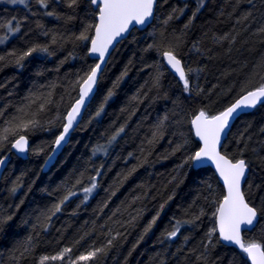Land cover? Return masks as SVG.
I'll return each mask as SVG.
<instances>
[{"label": "trees", "instance_id": "trees-1", "mask_svg": "<svg viewBox=\"0 0 264 264\" xmlns=\"http://www.w3.org/2000/svg\"><path fill=\"white\" fill-rule=\"evenodd\" d=\"M185 5L183 14L172 13L174 7ZM249 7L243 0L238 6L235 0H205V6L185 29L184 25L196 9V0H158L152 24L143 32L133 30L111 53L96 93L70 142L48 172L43 173V164L61 132L64 118L78 99L79 86L75 82L95 63L86 54L90 41L80 42L75 36L86 23L96 22L97 10L86 0L75 10L67 8L60 0H51L47 8H41L35 0H30L27 7L0 0V25L14 18V23L20 24V31L0 44V55L6 57L0 61V109L4 110L0 129L8 126L5 121L17 115L26 121L35 113L39 121V127L19 133L28 140L27 159L10 154L18 135L9 136L0 147V157L9 158L0 176V215L14 214L0 232V264H39L41 256H54L69 247L72 252L65 260L46 262L68 264L81 253L105 246L113 236L116 239L107 255L100 254L92 261L79 264H204L196 257L204 251L201 245L207 243L205 234L215 227L213 213L224 197V190L209 168L181 169L187 175L178 177L183 180L178 187V181L170 184L169 180L177 175L176 169L182 161L199 148L191 129L194 116L201 109L215 115L247 90L264 82L261 80L264 68L259 67L264 58V36L254 34L260 22L236 23ZM46 11H55L63 18L44 15ZM169 13L178 18L165 25L162 21ZM69 15L74 19L67 20ZM226 33L230 38L236 37L234 43L214 41V37ZM3 34L5 30L0 28V35ZM88 34L93 35V30ZM53 37L56 43L52 42ZM35 44L48 45L53 55L33 54L24 61L22 70L10 63L14 59L10 53L20 54ZM150 44L155 46L149 48ZM169 46H177L178 58L186 69H203L190 76L191 82L204 90L199 95L195 91L184 92L183 83L164 64L162 52ZM69 53L74 55L65 61ZM61 61L65 62L61 64ZM126 66L127 76L115 88L102 115L93 119L104 96ZM158 70L163 74L159 85L154 86ZM38 71L42 74L37 75ZM134 96L137 99L133 100ZM41 104H45L44 111L39 110ZM18 108H23L24 112L17 113ZM165 116L168 119L163 124V138L149 145L147 141L151 139L154 126ZM19 122L14 121V124ZM122 125H126L125 132L108 155L93 156L94 147L106 144ZM261 128H264V105L241 115L221 148L222 154L233 158H241L240 149H245L243 158L252 162V170L243 189L256 206L264 205V170L258 159L264 156ZM241 133L245 134L243 139ZM237 140L242 142L238 144ZM178 144L183 147L172 155ZM149 152L148 163L121 183L123 175ZM128 153L133 156L128 157ZM164 156L168 158L163 159ZM97 168L101 169L99 187L86 203H81L80 189L90 186V177L96 175ZM18 177L23 186L13 195L10 189ZM77 179L82 183L73 190L79 194L63 205L62 211L49 223L45 217ZM206 184H211V190ZM112 192L115 195H111ZM173 193V199L167 203L153 229L133 250L160 204ZM138 210H143V214L130 223ZM201 210L203 215H200ZM196 215L200 216L199 220L193 225H184L177 238L172 241L164 238L163 234L171 230L175 220H190ZM46 223L49 227L44 231ZM243 235L249 240L264 242V216L253 230ZM185 236L190 238L187 242ZM29 237L31 248L25 252ZM217 237L216 232L213 239ZM218 257L221 259L217 264H248L242 253L221 243L212 249L210 259Z\"/></svg>", "mask_w": 264, "mask_h": 264}, {"label": "snow or ice", "instance_id": "snow-or-ice-1", "mask_svg": "<svg viewBox=\"0 0 264 264\" xmlns=\"http://www.w3.org/2000/svg\"><path fill=\"white\" fill-rule=\"evenodd\" d=\"M61 3L65 4L67 8L75 10L82 3V0H60ZM90 4L94 6V9H98V12H95L96 21L95 23L88 22L83 26L82 31L75 36V39L80 42L90 41V46L87 47V55L95 56L97 62L90 67L84 77L78 79L75 83L79 86L80 95L79 98L75 101L71 110L67 113L65 117L66 123L62 126V131L59 135L56 136L54 141V147L52 152L55 153L65 144L69 143L70 131L75 130L79 126L78 117L81 114V109L85 105L86 98H89L96 90L98 84L100 83L103 72H104V63L106 62V57L111 54V49L114 47V41H117L118 37H123V35L130 30V26L134 25H146L154 17V9L157 4V0H89ZM167 2V0H165ZM242 0H235L236 6H238ZM250 7L237 19V24H244L251 21H259V26L255 30V35L264 36V0H243ZM7 3L12 5H24L27 7L30 3V0H7ZM35 3L38 4L41 8H47L51 3V0H35ZM205 6V0H196V9L192 12L191 17L188 20V23L184 25L185 29L189 27L192 23V19L195 18L197 13ZM187 5L180 8H173L172 13L179 12L184 13ZM235 11V8L233 9ZM172 13H169L166 19L162 22L166 25L169 21L177 19ZM44 15L49 17H55L56 19L63 18L55 11H46ZM15 19V18H14ZM9 21L6 25H0V28L5 30V34L0 35V44H3L9 39V36L14 35L20 31L19 22ZM74 19L73 16H67V20ZM38 27H42L38 25ZM94 30L93 35H89V31ZM45 35L48 33L45 32ZM180 38L177 37V40ZM236 37L229 34H224L220 37H214V41L223 42L228 41L229 44L235 42ZM53 43H56V38L53 37ZM155 45H149V48L154 47ZM178 46V45H177ZM177 46H169L166 50L162 52L164 60L167 62V65L175 71L178 75L179 80L183 83V90L186 93H191L195 91L199 95L204 90L198 85L191 82L190 76L193 72L199 73L203 69H193L187 68L182 64L180 58H178L179 53L176 51ZM199 51V48L196 45L193 46ZM33 54H44L47 56L53 55V52L50 50L48 45L35 44L29 47L26 51L16 54L15 52L10 53L9 55L14 57L10 61L18 70L24 68V61L31 57ZM73 53H69V57L65 58V61L73 57ZM5 56L0 55V61H4ZM65 61H61L63 64ZM256 67V66H254ZM260 68H264V58H262L261 63L259 64ZM128 67H125V70L113 82V87L110 88L107 94L104 96L103 102L99 105L97 111L95 112L93 119L100 117L105 110V104L109 101L111 97L115 94V88L119 87L120 81H122L128 74ZM41 72H37V75H41ZM162 71L158 70V75L154 78V86L159 85V79L162 75ZM261 80L264 81V76H261ZM242 91H244L242 89ZM133 100L137 99L136 96L132 98ZM34 102V101H33ZM48 103L51 101L48 100ZM264 105V82L260 83L259 86L255 87L252 90H247L243 95L235 100L230 106L226 107L224 110L218 112L215 115L210 114L208 109H201L197 115L191 120L193 129L195 130L196 137L202 142V146L194 152V154L188 155L182 163L177 167V175L172 176L169 183L178 181L176 186H179V183H182L183 180H178V177L181 175H187V173H182L180 170L187 167L193 171L201 169L206 166L208 161H211V164L215 166V170L218 173L219 177L223 180L224 186L226 188L227 194L224 195L222 201L219 203L216 211L213 213L216 219V226L210 229L205 234V239L207 243L201 245L204 251L197 255L196 259L198 261H203L204 264H217V261L221 258L210 259L211 251L215 248L218 243H225L237 247L242 253L246 254L248 259L251 260V264H264V242H258L255 239L249 240L246 236L242 235L246 232L251 231L260 221V218L264 216V205L256 206L251 203V200L247 198L248 193L242 188V185L248 182V173L252 170V162L243 158V152L245 149H240L241 158H233L228 154H222L218 150V146L221 145L222 140L226 137L227 133L230 131L233 121L239 119L241 115L247 114L250 110L256 109L258 106ZM45 104H41L39 107L40 111H44ZM24 112L23 108H18L17 113ZM134 114V113H133ZM4 115V110L0 109V116ZM27 115V113H25ZM33 118L29 120H24L22 116H14L11 119L5 121L7 127L0 129V147L3 143L8 141L9 136L18 135V138L12 143V148L15 149L18 153H26L29 151L28 140L25 135L19 134L22 130L32 129L39 127V121L35 119V113L32 114ZM168 117L165 116L157 125L154 126V129L151 133V139L147 141L149 145H154L158 143L160 139L163 138V124ZM19 120V123L14 121ZM126 125L120 126L115 132L109 137L106 144H98L93 149V156L104 155L107 156L109 149L112 145L117 142L118 137L125 132ZM261 132H264V128H261ZM241 138L245 137L244 133H241ZM251 139V137H247ZM242 140H237V143L240 144ZM183 147L182 144H178L173 150L172 155L180 151ZM247 147V144L245 145ZM255 152L256 150L253 149ZM141 152H144V148H141ZM39 155V152H36ZM151 155V152L147 153L142 160L139 161L138 165L133 166L128 172L123 175L120 180L121 183L127 180L133 173L137 171L138 167H143L148 163L147 156ZM132 153H128V157H132ZM167 156H164L163 159H167ZM259 165L262 170H264V156L258 157ZM6 163L5 158L0 157V166H3ZM103 165H101V168ZM96 175L90 177V186L82 187L80 191L83 193V199L81 203H86L90 196L93 194L94 190L99 187L98 177L101 175V169H95ZM82 175V173H81ZM119 175V174H118ZM82 181L77 179L75 184L69 188L63 197L56 202L51 210L50 215H47L45 219L50 223L52 218L59 212L62 211V206L65 205L72 197L77 196L79 193L74 191L76 185L81 184ZM206 183V182H205ZM23 184L21 178H17V182L14 183L13 187L10 189L11 193L15 195L17 191L22 188ZM207 188L211 190V184H206ZM30 187V186H29ZM252 187L251 185L249 186ZM260 187V185H256ZM173 195H169L167 199L160 204L159 210L156 214L152 216L151 220L144 227L142 234L139 239L136 241V244L133 245V250L135 247L144 240L145 236L153 229L157 220L160 217L161 212L167 205L169 201L173 199ZM111 195H115V192H112ZM139 199V197H137ZM207 199V198H206ZM264 201V198H262ZM23 204V200H21ZM20 205L16 207L19 208ZM106 206V205H105ZM102 210V209H101ZM143 214V210H138L137 216L132 217V221H136L140 215ZM200 215H203L201 210ZM14 214L3 216L0 215V232L5 230V226L13 219ZM200 216L196 215L190 220H175L171 226V230L163 234L164 238L168 241H172L178 237L181 233V229L184 225H193ZM49 224L44 225V231H47ZM218 231V237L214 240V234ZM118 235H120L118 233ZM83 239V237H81ZM116 239L113 236L107 241V244L103 247H97L94 250L87 251L86 253H81L75 259L68 261V264H79V262H88L96 259L98 255L103 254L107 255V250L113 246V241ZM190 238L188 236L184 237L185 242ZM31 248V237H29V242L25 244V252L29 251ZM72 252V248L65 247L60 252L54 256H41L39 264H46L48 261H57L65 260V258ZM23 255V254H22ZM131 255V252L129 253Z\"/></svg>", "mask_w": 264, "mask_h": 264}, {"label": "water", "instance_id": "water-1", "mask_svg": "<svg viewBox=\"0 0 264 264\" xmlns=\"http://www.w3.org/2000/svg\"><path fill=\"white\" fill-rule=\"evenodd\" d=\"M86 1L89 2V0H86ZM157 2H158V0H157ZM89 3H90V2H89ZM156 5H157V4H156ZM91 6H92V5H91ZM92 7H93V9H94V6H92ZM155 9H156V7H155ZM155 9H154V12H155ZM94 10H97V12H98V9H94ZM153 19H154V17L149 21L148 24L143 25V26H141V25L130 26V30H129V32L125 33V34L123 35V37H118V38H117V41H114V47L110 50L111 53L113 52V50L115 49V47H116L121 41L125 40V39L129 36V34H130L133 30L140 31V32L145 31V30H146V29L152 24ZM96 22H97V21H96ZM93 34H94V30H93ZM88 46H90V42H89V45H88ZM110 55H111V54H110ZM110 55H108V56L106 57V62L104 63L103 67H105V65H106V63H107V61H108ZM88 57H89L91 60L97 62V58H96L95 56H89V55H88ZM162 58H163V56H162ZM163 61H164V64L166 65V67L169 69V71H170L174 76H176L177 78H179L178 75L175 73V71L172 70V69L167 65V62L164 60V58H163ZM96 90H97V88H96ZM96 90H95V92H94L89 98H86L85 105L82 107V109H81V114H80V116L78 117V121H79V123H80V121H81V119H82V117H83V115H84V113H85V111H86L88 105H89L90 102L92 101V99H93V97H94V95H95V93H96ZM79 95H80V89H79L78 96H79ZM78 98H79V97H78ZM237 99H238V98H237ZM234 102H235V101H234ZM234 102H233V103H234ZM73 105H74V104H73ZM73 105H72V106H73ZM229 106H230V105H229ZM71 108H72V107H71ZM71 108L69 109V111L71 110ZM253 110H254V109H253ZM253 110H250L248 113L252 112ZM69 111H68V112H69ZM66 116H67V115H66ZM66 116H65V117H66ZM235 121H236V120H235ZM235 121H233L232 126H233V124L235 123ZM64 123H66L65 118H64ZM232 126H231V128H232ZM76 128H77V127H76ZM76 128H75V129H76ZM191 129H192V133H193V135H194V138H195V140L197 141V143H198V145H199V148H200V147L202 146V142L199 140L198 137H196V135H195V130L193 129L192 124H191ZM61 131H62V129H61ZM74 131H75V130L70 131V136H71V134H72ZM228 133H229V132H228ZM228 133H227V135H228ZM227 135H226V137H227ZM70 136H69V139H70ZM226 137L222 140L221 145L218 146V150H219L220 152H221L222 145H223L224 141L226 140ZM65 145H66V144H65ZM65 145H64V146H65ZM64 146L61 147L59 150H57L55 153H53L52 150H51L49 156L46 158V160H45V162H44V165H43V168H42L43 173H46V172L50 169V167L55 163L56 159L58 158V156H59L60 153L62 152ZM53 147H54V144H53V146H52V149H53ZM199 148H198V149H199ZM10 154H14L15 156H17L18 158H20V159H22V160H25V159H27V157H28V152H26V153H18L15 149L12 148V146H11ZM5 160H6V163H5V164H7L9 158H7V159H5ZM5 164H4L3 166H0V176H1V173H2V171H3V169H4ZM203 168H209V169H211V170L213 171V173H214V175H215L217 181L219 182V184L222 186V188H223V190H224V195H226L227 192H226V188H225V186H224V182H223V180L219 177L218 173H217L216 170H215V166L211 164V161H208L207 164H206V166L203 167ZM244 185H245V184L242 185V188H244ZM221 201H222V200H221ZM215 226H216V219H215ZM254 228H255V227H254ZM254 228H253V229H254ZM253 229H252V230H253ZM249 232H250V231H249ZM217 234H218V231H217ZM242 235H243V234H242ZM221 244L224 245V246H226V247L233 248V249L237 250L238 252L242 253V252H241L237 247H235V246H232V245H229V244H225V243H223V242H221ZM242 254L246 257L248 264H251V260L248 259V257L246 256V254H244V253H242Z\"/></svg>", "mask_w": 264, "mask_h": 264}, {"label": "bare ground", "instance_id": "bare-ground-1", "mask_svg": "<svg viewBox=\"0 0 264 264\" xmlns=\"http://www.w3.org/2000/svg\"><path fill=\"white\" fill-rule=\"evenodd\" d=\"M78 97H79V96H78ZM74 103H75V102H74ZM90 103H91V102H90ZM89 105H90V104H89ZM89 105H88V106H89ZM71 107H72V106H71ZM87 108H88V107H87ZM86 110H87V109H86ZM67 113H68V112H67ZM66 115H67V114H66ZM71 135H72V134H71ZM70 137H71V136H70ZM53 144H54V143H53ZM66 145H67V144H66ZM66 145H65V146H66ZM52 146H53V145H52ZM65 146H64V147H65ZM63 149H64V148H63ZM51 150H52V149H51ZM49 154H50V153H49ZM48 156H49V155H48ZM48 156H47V157H48ZM6 159H7V158H6ZM43 165H44V164H43ZM42 168H43V167H42ZM50 168H51V167H50ZM47 172H48V171H47ZM1 174H2V173H1Z\"/></svg>", "mask_w": 264, "mask_h": 264}]
</instances>
